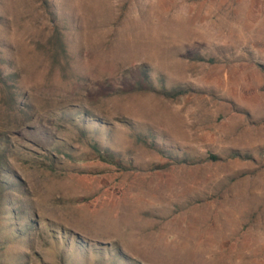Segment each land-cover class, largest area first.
<instances>
[{
  "label": "rangeland",
  "instance_id": "obj_1",
  "mask_svg": "<svg viewBox=\"0 0 264 264\" xmlns=\"http://www.w3.org/2000/svg\"><path fill=\"white\" fill-rule=\"evenodd\" d=\"M0 264H264V0H0Z\"/></svg>",
  "mask_w": 264,
  "mask_h": 264
},
{
  "label": "trees",
  "instance_id": "obj_2",
  "mask_svg": "<svg viewBox=\"0 0 264 264\" xmlns=\"http://www.w3.org/2000/svg\"><path fill=\"white\" fill-rule=\"evenodd\" d=\"M93 147H94V150H96L97 153H100L96 146H93ZM100 155H101V153H100ZM101 157H102V159H104V161L107 159L103 155H101Z\"/></svg>",
  "mask_w": 264,
  "mask_h": 264
}]
</instances>
